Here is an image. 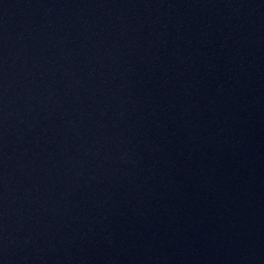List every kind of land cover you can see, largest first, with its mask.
<instances>
[{"label":"water","instance_id":"water-1","mask_svg":"<svg viewBox=\"0 0 264 264\" xmlns=\"http://www.w3.org/2000/svg\"><path fill=\"white\" fill-rule=\"evenodd\" d=\"M0 264H264V0H0Z\"/></svg>","mask_w":264,"mask_h":264}]
</instances>
